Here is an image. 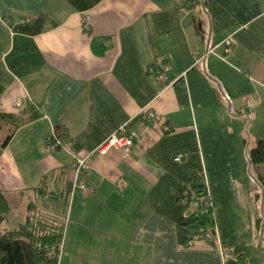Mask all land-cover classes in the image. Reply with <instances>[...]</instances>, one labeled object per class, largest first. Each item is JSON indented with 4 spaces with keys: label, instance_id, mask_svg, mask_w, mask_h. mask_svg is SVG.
I'll return each instance as SVG.
<instances>
[{
    "label": "crops",
    "instance_id": "0c3cea01",
    "mask_svg": "<svg viewBox=\"0 0 264 264\" xmlns=\"http://www.w3.org/2000/svg\"><path fill=\"white\" fill-rule=\"evenodd\" d=\"M204 2L0 0V116L40 114L2 131L14 133L0 157L2 230L36 214L66 227L87 245L68 264H264V192L249 162L264 141V0ZM129 122L142 142L89 158L78 183L91 191L73 188L75 160ZM204 198L215 234L193 238L179 222Z\"/></svg>",
    "mask_w": 264,
    "mask_h": 264
},
{
    "label": "trees",
    "instance_id": "16d2710c",
    "mask_svg": "<svg viewBox=\"0 0 264 264\" xmlns=\"http://www.w3.org/2000/svg\"><path fill=\"white\" fill-rule=\"evenodd\" d=\"M28 120H15L12 116H0V134L4 126L12 122L14 131L21 128L27 122H34L40 118V114L33 109ZM13 131L0 145V157L2 151L9 145ZM249 162L254 171L257 183L264 192V141H259L249 152ZM210 204L207 200L201 205ZM10 213L9 204L4 192L0 189V264H59L60 244L63 238L64 228L52 224V227L37 234V230L28 220L27 224L18 231L10 232L2 230L1 226L6 221ZM180 225L185 227L193 238L197 236L211 237L215 234V220L213 209L208 214H202L200 209L192 217L181 219Z\"/></svg>",
    "mask_w": 264,
    "mask_h": 264
},
{
    "label": "built area",
    "instance_id": "2783aa9c",
    "mask_svg": "<svg viewBox=\"0 0 264 264\" xmlns=\"http://www.w3.org/2000/svg\"><path fill=\"white\" fill-rule=\"evenodd\" d=\"M202 4H205L204 0H202ZM193 7H199V4L197 2H194ZM215 52V49L208 50L207 55L213 54ZM231 53V47L225 46L224 47V54L229 55ZM150 72H153V69H150ZM225 101L230 102V99L225 95ZM252 101H247L245 103V106L241 112L240 115H245L246 117L250 118L249 116V110L253 107ZM15 107L17 109L22 108V103L17 102L15 103ZM231 114L234 116L236 115L235 112L230 110ZM140 116L144 119L145 123L151 124L157 120V115L153 113L152 111L148 110H142L140 112ZM143 140L142 132L138 129H133L131 127L130 122L123 125L114 135H112L109 139H107L95 152L91 153L88 157L82 158V159H76L74 163V187H79L84 193H89L91 191V187L87 183H78L79 177H82L85 173L89 172L90 167L88 164V159L95 156L96 154L100 155H106L111 150H119L126 154H129L139 143H141ZM57 146H59V142L57 139V136L55 135L51 141L45 146L44 152L48 153L50 151H53ZM183 156L177 155L175 157V162H181ZM78 184V185H77ZM118 191L121 193L124 191V186L119 185ZM200 211L202 214H208L209 210L212 209L211 204L200 205ZM188 248L193 247V242L190 241L187 244Z\"/></svg>",
    "mask_w": 264,
    "mask_h": 264
},
{
    "label": "rangeland",
    "instance_id": "374dc122",
    "mask_svg": "<svg viewBox=\"0 0 264 264\" xmlns=\"http://www.w3.org/2000/svg\"><path fill=\"white\" fill-rule=\"evenodd\" d=\"M6 137H7V131L1 132L0 143H2ZM63 214H65V213H63ZM51 218H52L51 220L55 221L56 217H51ZM42 219H43V217L37 216V214L35 216L29 217V219H28L31 221V224L37 230V232H38L37 234H39V233L41 234L44 231H47L52 227L51 223H47V221L45 222ZM44 219H46V218H44ZM53 221H52V223H53ZM68 233L69 232H67V229L65 227L64 231H63V238H62V241L60 244L59 264H61L63 257L65 258V260L63 261V264H68V261H69L68 258H69L70 254H73V253L79 254L81 252L86 253V251H87V245L82 244V243L74 244L72 242V239L69 236L70 233L69 234ZM72 262L74 263L75 260Z\"/></svg>",
    "mask_w": 264,
    "mask_h": 264
},
{
    "label": "water",
    "instance_id": "95a60500",
    "mask_svg": "<svg viewBox=\"0 0 264 264\" xmlns=\"http://www.w3.org/2000/svg\"><path fill=\"white\" fill-rule=\"evenodd\" d=\"M263 190V189H262Z\"/></svg>",
    "mask_w": 264,
    "mask_h": 264
}]
</instances>
